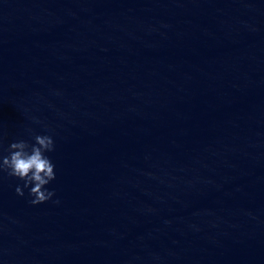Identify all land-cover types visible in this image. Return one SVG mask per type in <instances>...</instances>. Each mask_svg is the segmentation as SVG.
Here are the masks:
<instances>
[{
  "label": "clouds",
  "instance_id": "1",
  "mask_svg": "<svg viewBox=\"0 0 264 264\" xmlns=\"http://www.w3.org/2000/svg\"><path fill=\"white\" fill-rule=\"evenodd\" d=\"M34 143L18 139L8 145V155H0V173H7L23 181V188L17 186L18 196H24V188L29 189V201L39 205L52 199L55 192L46 186L56 179L55 165L46 153L55 150V143L50 135H34ZM59 203V200L54 201Z\"/></svg>",
  "mask_w": 264,
  "mask_h": 264
}]
</instances>
